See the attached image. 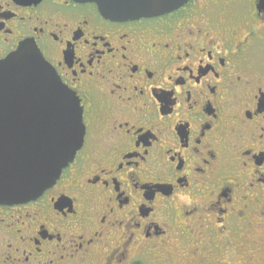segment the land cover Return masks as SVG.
<instances>
[{"label": "flooded vegetation", "instance_id": "af4514ba", "mask_svg": "<svg viewBox=\"0 0 264 264\" xmlns=\"http://www.w3.org/2000/svg\"><path fill=\"white\" fill-rule=\"evenodd\" d=\"M22 42L85 134L51 188L0 204V264H264V0H0V61Z\"/></svg>", "mask_w": 264, "mask_h": 264}, {"label": "water", "instance_id": "95a60500", "mask_svg": "<svg viewBox=\"0 0 264 264\" xmlns=\"http://www.w3.org/2000/svg\"><path fill=\"white\" fill-rule=\"evenodd\" d=\"M114 20L154 17L189 0H75ZM83 110L32 42L0 61V204L34 200L51 188L83 145Z\"/></svg>", "mask_w": 264, "mask_h": 264}, {"label": "clouds", "instance_id": "9594fccd", "mask_svg": "<svg viewBox=\"0 0 264 264\" xmlns=\"http://www.w3.org/2000/svg\"><path fill=\"white\" fill-rule=\"evenodd\" d=\"M183 199H185V200H186V199H187V197H183Z\"/></svg>", "mask_w": 264, "mask_h": 264}]
</instances>
